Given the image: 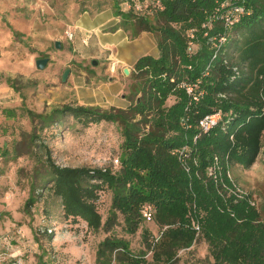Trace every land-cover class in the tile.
<instances>
[{"label":"trees","instance_id":"16d2710c","mask_svg":"<svg viewBox=\"0 0 264 264\" xmlns=\"http://www.w3.org/2000/svg\"><path fill=\"white\" fill-rule=\"evenodd\" d=\"M93 8L112 9L117 22L109 30L123 28L132 38L152 32L159 54L134 63L126 109L69 103L44 112L22 109L32 124L27 147L66 116L84 125L116 123L122 135L115 171L61 165L40 143L46 172L41 188L49 184L64 217L92 230L117 212L127 232L142 220L158 226L156 234L143 232L150 261L124 238L109 235L97 245L95 264H174L176 250L200 233L212 264H264V217L249 199L229 192L230 167L251 166L263 146L264 0H97ZM233 32L246 37L236 56ZM0 80L19 90L16 78L0 72ZM215 113L217 121L204 129L200 121ZM103 187L111 192L104 222L93 201ZM36 190L34 184L25 209L36 202Z\"/></svg>","mask_w":264,"mask_h":264},{"label":"rangeland","instance_id":"374dc122","mask_svg":"<svg viewBox=\"0 0 264 264\" xmlns=\"http://www.w3.org/2000/svg\"><path fill=\"white\" fill-rule=\"evenodd\" d=\"M85 1L0 0V72L16 78L19 84V90H14L0 80V264H95L97 245L109 235L124 238L133 252H144L147 260L152 259V250L143 234L145 229L157 233L158 226L152 221L142 220L138 229L130 233L125 229L123 215L117 212L111 221L92 230L83 220L64 217L61 198L52 193L49 184L41 188L45 180L41 176L46 174L42 142L61 165L117 170L122 135L116 123L99 121L84 125L66 116L60 123L40 130L39 140L27 147L32 124L22 113L23 108L44 112L69 103L126 109L130 104L131 69L126 81H122V89L116 91L108 78L110 73L104 70L108 66L106 59L111 57L105 55V59L95 45L97 34L109 30L110 23L117 18L112 9L108 14L105 11L111 22L87 28V33L81 35L74 26L80 19V10L86 8L89 18L97 14L93 8L97 0ZM89 18L86 16L92 24ZM67 31L73 33L71 37ZM232 35L237 40L230 51L236 56L237 47L246 37L237 32ZM56 40L60 47L55 46ZM44 57L45 66L36 67V59ZM67 68L68 76L62 81ZM117 70L122 76L121 68ZM172 100L171 97L167 103ZM229 173V192L249 199L264 217V135L255 163L249 167L234 164ZM34 184L36 202L25 209ZM93 201L104 222L111 206L110 190L103 187ZM52 225L55 232H42V228ZM173 262L212 264L209 244L201 233L189 246L176 250Z\"/></svg>","mask_w":264,"mask_h":264},{"label":"crops","instance_id":"0c3cea01","mask_svg":"<svg viewBox=\"0 0 264 264\" xmlns=\"http://www.w3.org/2000/svg\"><path fill=\"white\" fill-rule=\"evenodd\" d=\"M105 11L107 14L108 12H111L109 9L102 10L91 18H89L90 15H88L87 11L83 12L79 21H77L74 26L78 28V32H81V35H85V33L88 31L87 28L95 29L99 26H102L103 24L111 22L109 17H105ZM86 16H88V18L93 21L92 24L87 22L88 19H86ZM116 22L117 21H113L109 26H113ZM95 45L98 49H100V54L111 57L109 60L108 58L106 59L105 56V59L108 61V66L105 67L104 70H107L110 73L108 78L112 83V88L116 91H120L123 87L122 81H126V73H124L125 68H128L130 71V69L133 68L136 60L141 55L150 54L154 57H157L159 54L155 35L152 32L145 30L133 38L129 37L127 31H125L123 28L105 30L101 32L100 35L97 34ZM117 68H121L123 72L122 76L120 75V72L117 70Z\"/></svg>","mask_w":264,"mask_h":264},{"label":"built area","instance_id":"2783aa9c","mask_svg":"<svg viewBox=\"0 0 264 264\" xmlns=\"http://www.w3.org/2000/svg\"><path fill=\"white\" fill-rule=\"evenodd\" d=\"M136 8L137 9H140V5H136ZM67 34L69 37L72 36V32L71 31H67ZM264 95V93H263ZM263 111H264V106H263ZM219 115L218 113H215V114H211V115H206L201 121V125L203 126L204 129H208L211 125H213L217 119H218ZM144 214L146 216L147 219H150L151 218V214H150V211H149V208L148 207H145L144 208ZM196 228H198V226H196Z\"/></svg>","mask_w":264,"mask_h":264},{"label":"water","instance_id":"95a60500","mask_svg":"<svg viewBox=\"0 0 264 264\" xmlns=\"http://www.w3.org/2000/svg\"><path fill=\"white\" fill-rule=\"evenodd\" d=\"M55 46L56 47H60V41L59 40H56L55 41ZM46 62H47V58L46 57H44V58H38V59H36L35 64H36V67L43 68L45 66ZM92 63L95 64L96 61L93 60ZM68 73H69V69L67 68V69L64 70V72L62 74V81H65V79L68 76ZM124 73H126V74L129 73L128 68H125L124 69Z\"/></svg>","mask_w":264,"mask_h":264}]
</instances>
